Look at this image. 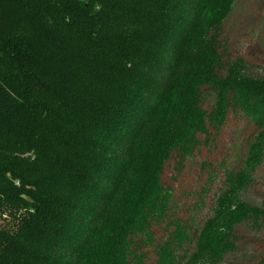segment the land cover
Listing matches in <instances>:
<instances>
[{
    "label": "trees",
    "instance_id": "1",
    "mask_svg": "<svg viewBox=\"0 0 264 264\" xmlns=\"http://www.w3.org/2000/svg\"><path fill=\"white\" fill-rule=\"evenodd\" d=\"M236 2L0 0V264H219L238 225L263 226L242 194L264 163V75L221 37ZM228 119L179 210L165 172Z\"/></svg>",
    "mask_w": 264,
    "mask_h": 264
},
{
    "label": "rangeland",
    "instance_id": "2",
    "mask_svg": "<svg viewBox=\"0 0 264 264\" xmlns=\"http://www.w3.org/2000/svg\"><path fill=\"white\" fill-rule=\"evenodd\" d=\"M221 37L227 42L226 54L231 59L240 57L256 73L264 75V0H237L235 11L222 27ZM235 125L234 120L228 119L214 137L216 147L206 145L202 148L196 163L191 161L178 181H169V171L165 172L164 179L175 189L179 210L186 205L191 206L196 196L200 195L198 190L203 186L204 180L199 173L198 162L208 159L215 166L233 141ZM215 188L213 185L202 196L205 202L202 210L197 213V220L207 213ZM242 199L256 206L263 203L264 163L257 169L254 182L243 192ZM262 225L261 228H254L249 223L238 225L235 228V247L219 264H254L264 249V223Z\"/></svg>",
    "mask_w": 264,
    "mask_h": 264
}]
</instances>
